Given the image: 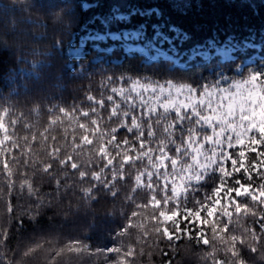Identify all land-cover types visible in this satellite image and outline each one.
<instances>
[{"label":"clouds","instance_id":"clouds-1","mask_svg":"<svg viewBox=\"0 0 264 264\" xmlns=\"http://www.w3.org/2000/svg\"><path fill=\"white\" fill-rule=\"evenodd\" d=\"M81 4L0 0V121L11 136L0 144V264H264V170L258 156L228 167L234 130L202 147L188 143L191 117L169 110L139 126L106 109L99 127L52 123L120 71L65 55ZM138 67L197 86L239 76L238 65ZM216 123L227 128L224 115ZM210 134L205 122L199 136Z\"/></svg>","mask_w":264,"mask_h":264},{"label":"snow or ice","instance_id":"snow-or-ice-1","mask_svg":"<svg viewBox=\"0 0 264 264\" xmlns=\"http://www.w3.org/2000/svg\"><path fill=\"white\" fill-rule=\"evenodd\" d=\"M180 7L189 9V15L168 19L172 13L170 6L166 4L154 6L150 3H130L108 6L89 3V6L85 7V0H82L81 27L65 55L72 61L73 67L82 66L84 62L89 61L97 65H114L120 71L118 75L106 76L100 81V91L87 97V106L81 105L77 109L73 105L72 108L60 109V115L54 116L52 123L67 119L72 129H86L89 127V118L96 117L94 126L99 127L98 113L103 114L106 109L112 117L122 118L125 124L139 126L145 116L150 118L153 113L169 110L179 113L178 119L181 123L187 122L188 117H191L184 129L188 134L189 144H192L194 139H203L206 143L202 147H207V142L215 141L218 134L223 135L229 130H234L231 139L238 152L232 151L233 143L228 144V167L233 164L241 166L242 161L243 167H248L249 156H258L255 168L264 170V59L252 64L245 63L246 57L241 51L246 47V42L264 44V0L243 5L248 16H241L238 23L235 20L225 22L223 27L215 23L207 24L199 19L200 14L195 12V5L184 4ZM166 8L169 9L167 13L164 11ZM254 8L259 10V16L254 15ZM129 20L137 23L120 26L121 22ZM241 29L246 30L247 34ZM125 32L141 34L140 42L155 38L158 33L161 34L160 39L167 36L177 52L189 54L182 62L187 63L189 57H192L188 69L197 67V61L201 62V66L238 65L239 76H225L221 73L219 78L203 79L197 86L142 74L138 66L176 65L173 61L165 60L151 65H144L142 60L140 64H136L134 61L137 56H123V49L120 47H117L111 56L98 50L101 47L121 45L124 43ZM110 33H119L121 39L113 40ZM165 46H169L168 41ZM202 53L204 55H201ZM101 56H104L103 60L100 59ZM231 56H236L237 59H229ZM113 59H122V62L113 64ZM245 73L247 75H244ZM121 109L124 111L121 112ZM221 115H224L227 124L224 130L216 123L221 119ZM197 121H200V124H196ZM205 122L211 134L200 137L199 131ZM8 132L9 126L0 121V135ZM82 139L88 143L92 142L88 135H84ZM8 140H11L10 135H2L0 144Z\"/></svg>","mask_w":264,"mask_h":264},{"label":"trees","instance_id":"trees-1","mask_svg":"<svg viewBox=\"0 0 264 264\" xmlns=\"http://www.w3.org/2000/svg\"><path fill=\"white\" fill-rule=\"evenodd\" d=\"M88 2L93 4H104L108 6L116 5V4H130V3H150L154 6H159L160 4H166L170 6L172 13V15L168 16V19H172L173 16L181 17V16L189 15V9H185L180 6L184 4H190V5H195V12L200 14L199 19L205 21L207 24L215 23L223 27L225 22H230L235 20L238 23L241 16H244L246 18L248 16V12L243 7V5L249 3L255 4L258 2V0H85V7L89 6ZM164 11L167 13L169 9L166 8L164 9ZM253 12L254 15L259 16L258 9L254 8ZM97 15H99V13H97ZM134 23H137V21H132V20L124 21L121 22L120 26H127ZM153 23H155V21H153ZM229 26L231 27V24H229ZM150 31L151 30L149 29V32ZM241 31H244V34H247L246 30L244 29H241ZM149 40H153V38ZM253 43L258 45L259 48L249 47L246 48L245 50L241 49L243 55L246 57L245 63L248 59L252 58L254 55L257 56L254 58L255 62L264 59V44L260 42H253ZM117 47L122 48L121 45ZM117 47H115L113 52L116 51ZM185 47H187V45H185ZM249 49H251V51H249ZM133 55L137 56V59L134 61V63L136 64H140L142 60L144 62V65H151L155 63V62L147 63L140 54H136V53L126 54L123 50V56L130 57ZM109 56H111V54ZM89 59H91V57H89ZM234 59H237V57L235 56ZM111 62L113 64H120L122 62V59H113ZM191 62L192 60L188 63V65L185 68H187L189 64H191ZM196 66L197 67L201 66V62L197 61ZM178 68H182V67H178Z\"/></svg>","mask_w":264,"mask_h":264},{"label":"rangeland","instance_id":"rangeland-1","mask_svg":"<svg viewBox=\"0 0 264 264\" xmlns=\"http://www.w3.org/2000/svg\"><path fill=\"white\" fill-rule=\"evenodd\" d=\"M113 40L121 39V36L119 33H110L109 34ZM161 34H157L153 40H145L144 42L141 41V34L137 33H128L125 32L124 34V43L121 44V47L123 48L124 52L126 54H140L147 63L156 62L159 60H168L173 61L176 65V67H182L185 68L188 63L192 60V57H189L188 62L184 63L182 62L185 57H188L189 54L186 52L180 53L177 52L175 45L171 44L170 39L165 36L163 39H160ZM103 39H106L107 37H102ZM168 41L169 46H165V42ZM117 47L116 45H113L109 48H99L98 50L101 53H108V55L112 54L113 50ZM249 47H258V45L254 44L253 42H246V47L242 50H245ZM201 55H204L203 53ZM235 56L229 57V59H234ZM257 57L254 55L252 58L248 59L246 63L252 64L254 61V58ZM101 60L104 59V57H100Z\"/></svg>","mask_w":264,"mask_h":264}]
</instances>
